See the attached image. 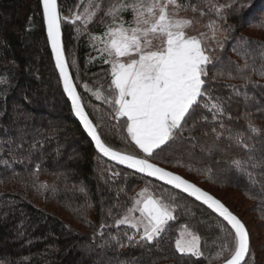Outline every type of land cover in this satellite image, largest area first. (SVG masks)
Returning a JSON list of instances; mask_svg holds the SVG:
<instances>
[{
    "label": "trees",
    "instance_id": "trees-1",
    "mask_svg": "<svg viewBox=\"0 0 264 264\" xmlns=\"http://www.w3.org/2000/svg\"><path fill=\"white\" fill-rule=\"evenodd\" d=\"M97 2L101 11L88 25V31L82 30V24L62 22L69 71L85 111L106 145L143 158L127 137L123 118L114 119L112 109L103 101L111 79L109 65L96 52L91 36L101 34L105 23L110 22L104 11L115 0ZM188 2L198 9L186 11L199 20L198 24L213 20L224 23L219 19L224 17V27L233 29L225 32L221 47L207 42L214 57L207 87L223 101L225 115L213 120L211 113L199 109L194 119L203 113L208 120H198L195 130H185L170 142L167 151L150 162L194 175L202 186L238 190L251 202V210L264 231V169H249L256 181L253 184L231 164L234 159L247 160L249 155L257 160L264 156V133H251L245 121L246 113H250L256 126L264 129V76L260 75L264 72V41L243 32L248 25L264 20V0H250L251 7L239 13L227 7L217 13L211 0ZM219 2L225 6L231 0ZM77 3L78 0H58L62 16L74 12ZM101 18L105 23L100 22ZM257 30L264 36V30ZM240 37L254 42L247 57L233 51ZM237 66L252 83L238 78ZM228 73L234 78H229ZM83 84L88 85V91ZM97 91L102 99H96ZM49 115L50 121H45ZM191 127L189 121L186 129ZM228 129L233 134L243 133L254 150L249 153L229 141ZM218 133H222L219 139ZM37 165L40 171L34 176ZM144 182L153 184L166 200L175 197L177 220L170 222L171 228L152 244L129 243L123 232L132 234L133 230L123 226L120 231L104 228L101 235L102 219L113 222L107 210L119 212L113 205H124L133 197L132 190ZM41 184L47 188H40ZM182 224L201 237L204 257L181 255L175 250ZM222 225L226 226V222L200 202L121 168L96 151L73 117L63 91L40 0H0V264H209L208 257L218 251L213 241L221 235ZM113 236L123 241L124 247ZM251 240L250 237L245 264H264ZM222 263V258L213 261Z\"/></svg>",
    "mask_w": 264,
    "mask_h": 264
},
{
    "label": "snow or ice",
    "instance_id": "snow-or-ice-1",
    "mask_svg": "<svg viewBox=\"0 0 264 264\" xmlns=\"http://www.w3.org/2000/svg\"><path fill=\"white\" fill-rule=\"evenodd\" d=\"M41 2L43 18L47 26V38L51 44L63 91L71 102L75 116L95 142L98 152L135 173L161 181L206 205L226 222V226L220 227L221 235L213 241L218 251L208 257L209 264L221 258L223 264H245L246 257L250 253V235L245 224L224 203L207 191L182 176L150 162L167 151L171 147L170 142L182 136L185 130L189 132L195 130L198 120H208L203 113L198 119H194L199 109L203 108L211 113L213 120L225 115L223 101L213 96L207 87L209 65H213L214 57L213 49L206 41L215 43L217 47L222 46V40L218 37L225 32L233 31L224 27L226 19L219 17L224 23L213 20L206 24L205 27L210 33L200 32L198 35H189L188 30L199 23V20L195 17L179 15L180 11L198 10L188 0H115L104 11V16L109 17L110 22L105 23L101 18L100 22L105 23L102 33L99 36L95 34L91 36L93 47L100 54L103 62L109 65L111 79L107 89L108 95L103 97V101L112 109L114 118H123L127 137L143 153L141 158L114 150L101 139L96 126L85 111L61 43L62 22L76 24L79 21L83 25L82 30L88 31V25L101 11L100 3L97 0H78L76 10L71 16L65 17L61 14L58 0H41ZM212 7L217 13L221 11L218 5L213 4ZM225 7L239 13L242 9L250 8L251 3L250 0L247 3L246 0H231V3ZM129 11L132 18L127 20L122 13ZM261 12L264 13V9ZM249 23L251 24V21ZM253 26L264 30V20ZM253 43L240 37L233 51L247 57ZM261 59H264V46L261 47ZM237 67L238 78L252 83L250 77L243 74L244 70ZM244 67H249L247 59ZM260 75L264 76V72ZM228 76L234 78L231 73H228ZM84 88L85 91L89 90L87 84ZM94 95L96 99H102L99 91L94 92ZM228 118L231 119L230 116ZM189 121L192 122V127L186 129ZM245 121L251 133H264V129L256 126L252 114L246 113ZM221 127L224 125L221 124ZM213 131L215 132L216 129L213 128ZM227 131L229 132L227 139L237 147L247 149L249 153L254 150L247 144L243 133L233 134L231 129ZM221 135L222 133H218L217 139ZM208 151L211 153V149ZM231 164L255 184L253 172L249 169H264V156L257 160L249 155L247 160L234 159ZM39 171L37 165L33 175L35 176ZM39 187L46 189L47 185L41 184ZM261 191H264V185ZM113 207L120 211L113 214L112 208L107 210V216L113 222L109 224L102 219L100 234H103L104 228L115 227L120 231L123 226L133 230L132 234L128 231L123 232L129 243L142 241L152 244L161 239L171 228L170 222L177 220L175 212L178 205L175 204V197L166 200L163 195L156 196L148 187L129 197L124 205L116 204ZM112 239L124 247L123 241L117 236H113ZM175 250L181 255L196 258L205 255L201 248V237L187 224L179 226Z\"/></svg>",
    "mask_w": 264,
    "mask_h": 264
},
{
    "label": "rangeland",
    "instance_id": "rangeland-1",
    "mask_svg": "<svg viewBox=\"0 0 264 264\" xmlns=\"http://www.w3.org/2000/svg\"><path fill=\"white\" fill-rule=\"evenodd\" d=\"M210 1V0H209ZM213 4L220 6L221 10L224 9L225 6H223L222 3H220V0H211ZM247 3V1H246ZM82 10V9H81ZM73 12H67V14H64L65 17L71 16ZM122 15L125 17V19L130 20L132 18L131 12H124ZM179 15L181 17H188L192 18V15H190L186 11H180ZM264 15V13H263ZM78 24H81L79 21L77 22ZM207 23H202V24H194L189 30L188 34L189 35H198L200 32H208L210 33V30L205 27ZM243 32L247 33L248 35H252L255 38L261 39L264 41V36L257 30L256 27H253V25H248L247 28L243 30ZM223 33L221 36L218 38L222 40ZM100 35V34H99ZM97 35V36H99ZM209 41H206V43ZM211 46V44H210ZM216 47L215 43H212V47ZM97 52V51H96ZM99 54V53H98ZM100 55V54H99ZM101 57V56H100ZM84 85V84H83ZM55 112V111H53ZM50 115H53L52 112ZM44 118L45 121H50L49 117ZM53 117V116H51ZM114 118V114L112 116ZM116 119V118H114ZM139 150V149H138ZM143 155V153H142ZM162 167V166H161ZM164 168V167H163ZM172 171V170H170ZM175 172L185 179L193 182L194 184L197 182L199 185L202 186V184L199 183V178L194 176V175H189L187 173H184L180 170L172 171ZM150 182H144L140 187H136L135 189L132 190L133 196L136 195L139 191H141L144 187H148L150 191L154 192L156 196H159L156 189H154V186H152ZM204 190H206L209 194L214 196L215 198L219 199L222 203L225 204L226 207L229 208L230 211L233 212L234 215H236L238 218L242 220L243 223H245L246 228L249 232V235L251 237L252 241V248L255 253L258 254L260 258V263H264V231L263 229L258 225V219L256 218L255 213L251 210L252 204L251 202L247 201L245 197L238 191L233 188H217V187H212L210 185L207 186H202ZM133 233V232H132ZM139 238L137 237V240ZM263 257V259H261Z\"/></svg>",
    "mask_w": 264,
    "mask_h": 264
},
{
    "label": "water",
    "instance_id": "water-1",
    "mask_svg": "<svg viewBox=\"0 0 264 264\" xmlns=\"http://www.w3.org/2000/svg\"><path fill=\"white\" fill-rule=\"evenodd\" d=\"M40 3H41V7H42V12H43V5H42V2H41V0H40ZM44 24H45V29H46V35H47V26H46V23H45V21H44ZM61 43H62V33H61ZM48 44H49V48H50V50H51V44H50V42L48 41ZM63 45V44H62ZM51 53H52V51H51ZM52 57H53V61H54V64H55V59H54V56H53V54H52ZM56 68V67H55ZM57 70V72H58V74H59V71H58V69H56ZM61 83H62V81H61ZM65 96H66V99H67V101H68V103H69V105H70V109H71V112H72V114H73V117L75 118V120L77 121V123L80 125V127H81V129L83 130V132L85 133V135H86V137L89 139V141L92 143V145L94 146V148L96 149V147H95V142L91 139V137L88 135V133L86 132V130L83 128V125H82V123L80 122V120L75 116V114H74V112L72 111V108H71V102H70V100L67 98V95H66V93H65ZM96 151L98 152V150L96 149ZM99 153V152H98ZM101 156H102V154L101 153H99ZM103 157V156H102ZM106 160H108L109 162H111V163H113V164H115V165H117V166H119V167H121V168H124V169H126V170H129V171H131V172H134L133 170H130V169H127L125 166H123V165H119V164H117V163H115L114 161H111V160H109L108 158H106V157H104ZM157 165V164H156ZM157 166H159V165H157ZM159 167H161V166H159ZM163 168V167H162ZM163 169H165L166 171H170V170H168V169H166V168H163ZM170 172H172V171H170ZM135 173V172H134ZM174 174H177V173H175V172H173ZM135 174H137V175H140V176H142V177H145V178H148V179H150V180H153V181H155V182H158V183H161V184H163V185H166V184H164L163 182H161V181H158V180H155L154 178H152V177H147V176H145V175H143V174H140V173H135ZM177 175H179V174H177ZM181 176V175H180ZM182 178H184V177H182ZM185 179V178H184ZM187 180V179H186ZM189 181V180H188ZM189 182H191V181H189ZM193 183V182H192ZM166 186H168V187H170V188H172L171 186H169V185H166ZM197 186V185H196ZM197 187H199V186H197ZM173 190H175V191H177V192H179V193H182V194H185V195H187L186 193H183V192H181L180 190H178V189H174V188H172ZM203 190V189H202ZM205 191V190H204ZM188 196V195H187ZM190 197V196H189ZM191 198H193L194 200H195V198L194 197H191ZM197 201V200H196ZM198 202H200V201H198ZM201 204H203L202 202H200ZM204 205V204H203ZM206 206V205H205ZM207 207V206H206ZM216 214V213H215ZM217 215V214H216ZM221 218V217H220ZM223 264V263H222Z\"/></svg>",
    "mask_w": 264,
    "mask_h": 264
}]
</instances>
